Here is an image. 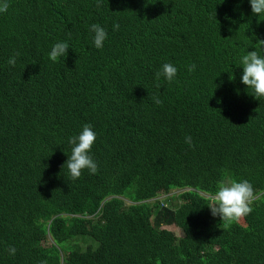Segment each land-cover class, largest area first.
Listing matches in <instances>:
<instances>
[{
	"label": "trees",
	"instance_id": "1",
	"mask_svg": "<svg viewBox=\"0 0 264 264\" xmlns=\"http://www.w3.org/2000/svg\"><path fill=\"white\" fill-rule=\"evenodd\" d=\"M7 3L0 264H264V98L233 65L264 54V16L248 0ZM92 24L108 33L101 49ZM57 41L70 48L53 60ZM165 62L178 68L172 83L155 77ZM85 124L98 170L73 180L67 141ZM237 179L253 186L250 214L213 217L216 190ZM172 190L175 208L149 202Z\"/></svg>",
	"mask_w": 264,
	"mask_h": 264
},
{
	"label": "clouds",
	"instance_id": "2",
	"mask_svg": "<svg viewBox=\"0 0 264 264\" xmlns=\"http://www.w3.org/2000/svg\"><path fill=\"white\" fill-rule=\"evenodd\" d=\"M248 3L253 16H257L258 18L264 16V0H248ZM7 9V0H0V14L5 13ZM112 29L113 31L118 30L119 24L114 23ZM89 30L93 33V46L96 49H101L108 38L107 31L100 24L90 25ZM261 42V47L264 48V40H261ZM69 48L70 46L66 41H57L51 46L49 55L53 60L64 58ZM7 63L10 66H14L16 63V56H10ZM233 65L241 69L240 82L251 90L252 96L255 99L264 98V54H261L257 50L247 51V54L240 56L238 60L233 62ZM195 67L194 64L189 65L187 66V70L192 72L195 70ZM177 73L178 68L175 64L165 62L161 64L159 70L156 71L155 77L159 79L162 76L165 81L172 83L176 80ZM153 102L159 105L161 100L158 96H153ZM96 138L97 133L93 130L91 124L83 125L78 134L68 138L67 142L71 151L70 154L67 155L66 165L68 174L73 180L78 179L84 170H87L90 174H95L97 172L98 166L91 153ZM184 141L191 146L192 137L185 136ZM161 196L165 198L169 196V194H161ZM253 199L254 193L252 184L246 179H237L225 182L219 186L215 195L212 197V202L207 206L213 217L218 216L220 220L238 222L240 218L250 214V204ZM108 200L109 198L105 199L101 203L100 208L104 202ZM158 200L152 199V201L150 200L149 202H160V206H166L163 201H160V199ZM9 252L14 254L15 249L9 248Z\"/></svg>",
	"mask_w": 264,
	"mask_h": 264
},
{
	"label": "rangeland",
	"instance_id": "3",
	"mask_svg": "<svg viewBox=\"0 0 264 264\" xmlns=\"http://www.w3.org/2000/svg\"><path fill=\"white\" fill-rule=\"evenodd\" d=\"M177 193H179V190H172L169 193L170 196L163 198L161 195H158L155 199H157V200L160 199V201H163V203L166 204V206H168L170 208H175L176 205L179 204V201L176 198H172L171 196H174ZM123 200H124V203L126 205H131L127 200H125V199H123ZM153 203L154 202H151V204H153ZM164 228L167 230H170L175 236H181V231L178 228H176L175 226H168V227H164Z\"/></svg>",
	"mask_w": 264,
	"mask_h": 264
}]
</instances>
